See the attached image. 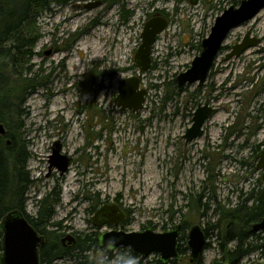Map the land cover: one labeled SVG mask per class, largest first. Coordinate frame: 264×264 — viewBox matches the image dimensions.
Here are the masks:
<instances>
[{
  "label": "rangeland",
  "instance_id": "374dc122",
  "mask_svg": "<svg viewBox=\"0 0 264 264\" xmlns=\"http://www.w3.org/2000/svg\"><path fill=\"white\" fill-rule=\"evenodd\" d=\"M41 1L26 25L31 44L15 59V72L29 81L12 82L8 95L19 109L16 141L28 156L26 214L36 218L39 201L52 195V217L38 223L39 230L76 240L71 254L51 264H83L78 245L91 247L83 255L102 264L109 256L92 248L99 234L149 227L163 232L177 224L183 226L182 255L169 264H195L188 248L195 225L209 234L202 264H229L220 244L221 213L264 186L256 170L264 146V9L230 32L202 87L179 89L176 77L201 53L216 18L242 0H201L195 6L188 0H103L93 8L87 5L99 0ZM157 12L169 26L153 47L150 70L141 72L135 54L145 23ZM248 32L260 45L225 62L229 48ZM132 77L148 92L138 113L115 102L120 82ZM205 104L214 114L203 137L186 144L193 114ZM57 142L71 161L64 175L49 169ZM112 203L127 212V220L118 227L95 226L94 213ZM246 243L250 252L238 264L264 263L256 249L260 240L249 237ZM111 254L128 259L124 247ZM159 261L152 254L140 264Z\"/></svg>",
  "mask_w": 264,
  "mask_h": 264
},
{
  "label": "water",
  "instance_id": "95a60500",
  "mask_svg": "<svg viewBox=\"0 0 264 264\" xmlns=\"http://www.w3.org/2000/svg\"><path fill=\"white\" fill-rule=\"evenodd\" d=\"M188 1L193 6L198 4V0ZM101 5L102 1H97L87 7L93 8ZM263 9L264 0H242L238 7L231 6L217 17L209 36L201 43V53L195 57L187 71L176 77L178 88L183 89L194 84L202 87L206 83L215 61L222 53V48L230 32L251 21ZM168 26V20L161 15H155L145 23L141 34V45L135 54V63L141 72L150 70L153 47L158 37ZM250 35L251 33L248 32L240 43L234 45L231 51L225 54L223 60L227 62L232 58L240 57L248 49L260 45L261 39L251 38ZM140 85L139 77L127 78L120 82L115 102L123 111L130 110L133 113H138L144 108L148 92ZM213 114L214 109L209 104L198 106L193 114L192 125L183 137L186 144L203 137L204 126ZM5 134L6 128L0 123V136ZM52 151L49 169L52 171L56 168L61 175H64L68 171L71 161L67 156L61 155L60 143H55ZM256 170L263 172L264 178V149L259 154ZM108 209L112 211L108 215H104ZM124 219L125 214L117 205H105L94 214L91 222L102 228L105 224L118 226ZM0 230L3 234L0 264H41L39 250L44 245V238L29 224L21 211L9 212L1 221ZM252 231L264 233V218L252 226ZM181 233L182 225L177 224L172 229L163 232H156L150 227L139 232L113 230L100 234L99 240L101 247H107L112 251L120 247L128 248L143 259L152 254H159L160 260L167 264L181 258L178 251ZM75 242V238L71 236L62 239L63 246L74 245ZM207 242L202 227L195 225L190 229L188 248L191 253V263L197 262L202 257Z\"/></svg>",
  "mask_w": 264,
  "mask_h": 264
},
{
  "label": "trees",
  "instance_id": "16d2710c",
  "mask_svg": "<svg viewBox=\"0 0 264 264\" xmlns=\"http://www.w3.org/2000/svg\"><path fill=\"white\" fill-rule=\"evenodd\" d=\"M41 2V0H0V123L6 128V134L0 136V221L13 210L21 211L29 224L44 238V245L39 250L40 263L51 264L55 260L71 254L73 250L71 247L74 245L63 246V238L59 239L58 235L53 237L55 233L45 235L44 231L38 228V223H44L52 217L53 204L56 203L52 199V195H48L39 201L40 210L36 218L32 219L26 214L25 196L30 184L26 171L28 156L25 146L19 145L16 141L14 131L20 130V124L19 122L15 123L16 121L13 118L19 117V109L15 103L10 101L8 95L12 82L18 83L19 78L25 83L29 81L27 77L23 78L24 76L15 72L14 69L17 68L15 59L22 53V50H26L31 44V41L26 39V25L33 20L34 4ZM123 8L122 10H124ZM158 14L162 15L163 13ZM224 49L225 47L222 48V50ZM7 62H10L13 69L9 70L10 67H8ZM13 77H16V80H12ZM51 199L52 202L50 203ZM263 218L264 186L259 187L257 190L254 189L245 202L238 203L234 208L221 213L220 220L224 222V229L223 236L220 235L222 240L220 244L221 248L227 253L226 258L229 264H238L250 252L246 243L249 237L260 240L256 249L260 250L261 255L264 257V233L252 231V226ZM204 231L208 239V231ZM2 237L3 234L0 230V255L2 253ZM182 238L183 236H180L179 241ZM86 242L84 240L82 243ZM232 242L237 243L236 247L232 251L226 250V245ZM78 246L74 250H79L81 258L86 260L83 264H97L95 261H91L90 254L83 255L90 252L91 247ZM207 247L208 243L205 249ZM92 248L94 252L104 251L109 256L102 264H140L142 261L139 256L128 248H124V252L128 253V259H113L112 250H106V248L100 246L99 235L94 239ZM179 255H182L180 249ZM138 259L140 262L137 261ZM172 263H175V260ZM158 264L165 263L160 260ZM195 264H202V258Z\"/></svg>",
  "mask_w": 264,
  "mask_h": 264
},
{
  "label": "flooded vegetation",
  "instance_id": "af4514ba",
  "mask_svg": "<svg viewBox=\"0 0 264 264\" xmlns=\"http://www.w3.org/2000/svg\"><path fill=\"white\" fill-rule=\"evenodd\" d=\"M99 1H102V5H105V1H103V0H99ZM200 1H201V0H198V3H199ZM240 2H241V1H240ZM92 4H93V3H89L87 6L92 5ZM102 5H101V6H102ZM155 15H160V14L155 13L153 16H155ZM224 47H225V46H224ZM231 49H232V47L229 48V50H228L226 53L230 52ZM51 53H53V50H51ZM222 53H223V50H222ZM215 62H216V61H215ZM263 149H264V146H263L262 149L258 150L259 152L257 153V159L259 158V154H260V152H261ZM260 172H261V171H260ZM261 173H262V179L264 180V178H263V172H261ZM105 205H117V206L121 209V212H123V213L125 214V219H124L122 222H120L119 225L127 220V212H126L124 209H122L118 204H115V203H112V204H104L103 206H105ZM103 206H101L99 209H101ZM99 209H98V210H99ZM111 211H112V210H110V209L106 210V212H105L104 215H108ZM94 225H95V224H94ZM106 225H109V224H105V226H106ZM119 225H118V226H119ZM95 226H96V225H95ZM109 226H113V225H109ZM118 226H116V227H118ZM102 228H103V227H102ZM172 228H173V227H172ZM172 228H171V229H172Z\"/></svg>",
  "mask_w": 264,
  "mask_h": 264
},
{
  "label": "bare ground",
  "instance_id": "6f19581e",
  "mask_svg": "<svg viewBox=\"0 0 264 264\" xmlns=\"http://www.w3.org/2000/svg\"><path fill=\"white\" fill-rule=\"evenodd\" d=\"M95 44L93 43V46H94ZM96 46V45H95ZM96 48V47H95ZM79 71H80V65L78 66V71H77V73H75V74H73V75H79ZM67 75L68 76H72L70 73H67ZM257 160H259V158L257 159ZM4 218V217H3ZM2 218V219H3ZM2 219H1V221H2ZM1 221H0V223H1ZM167 230H170V229H167ZM164 231H166V230H164ZM3 238V237H2ZM1 241H2V239H1ZM179 251V250H178Z\"/></svg>",
  "mask_w": 264,
  "mask_h": 264
}]
</instances>
